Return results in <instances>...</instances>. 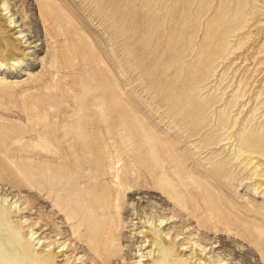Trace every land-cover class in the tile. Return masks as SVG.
I'll return each instance as SVG.
<instances>
[{
  "label": "rangeland",
  "instance_id": "obj_1",
  "mask_svg": "<svg viewBox=\"0 0 264 264\" xmlns=\"http://www.w3.org/2000/svg\"><path fill=\"white\" fill-rule=\"evenodd\" d=\"M0 11V264H264V0Z\"/></svg>",
  "mask_w": 264,
  "mask_h": 264
},
{
  "label": "bare ground",
  "instance_id": "obj_2",
  "mask_svg": "<svg viewBox=\"0 0 264 264\" xmlns=\"http://www.w3.org/2000/svg\"><path fill=\"white\" fill-rule=\"evenodd\" d=\"M4 8H5V6H4ZM5 10H8V8H6ZM0 12H2V11H0ZM9 23L10 24H14V22L12 21V19L9 21ZM6 48H8V46L6 45ZM6 50L4 49H2V51L0 52L1 54L3 53V52H5ZM7 54H9L10 56H12V57H14L15 56V54H12L11 53V51L9 52L8 51V53ZM2 61L3 60H1V57H0V64L2 63ZM60 143L61 142H59L56 146H60ZM253 146H254V149H255V151H257V152H262L263 154H264V143L262 142V141H260V140H257L256 142H254V144H253ZM256 167H258V166H256ZM118 178V186L120 187V186H124V183L121 181V179L119 178V177H117ZM30 183V182H29ZM32 186V185H31ZM127 189V188H126ZM90 192L92 193V197L90 198V200H89V203L90 204H92L93 205V207H98V208H101L102 207V205H103V203H102V201L101 200H99L100 199V197L98 198L97 196H96V194L98 195V194H100L99 192H97V190L95 191V190H93V191H91L90 190ZM104 195L103 194H101V198L103 197ZM117 202H119V199H118V201ZM14 203H16V201L14 202ZM117 208H119V205H117ZM9 214V212L8 211H6L4 208H2V206L0 207V240L2 239V235L4 234V229H3V227H4V223H5V219H6V217H7V215ZM93 216V215H92ZM146 222H148V221H146ZM149 223V222H148ZM162 224V222H160V225ZM150 225V224H149ZM82 227H85V226H81L80 228H82ZM86 228H88V229H96V232H95V234L93 235V236H91V238H90V240L91 239H93L94 241H92L93 242V244H94V246H98V239H99V236H100V232H101V225L100 226H98V227H96V228H93L90 224H88V226H86ZM33 236V235H32ZM31 236V237H32ZM150 239L151 240H149V244H150V242H152L153 240H154V238L153 237H150ZM163 245L164 246H158L157 245V247H158V250H159V253L161 254V256H162V259L164 260V261H161L162 263H165V264H177V263H173V261H172V258H171V256H169V254H168V252L166 251V250H162V248H165L166 246V241L165 240H163ZM152 245H154L153 243H151L150 244V247H152ZM61 247V245L58 247V248H60ZM196 247H199L201 250H200V252L197 250L196 252H198L199 254H197L198 256H199V261H201L203 258L201 257V255L205 252V249L204 248H201L200 246H197L196 245ZM3 249V246L0 244V250H2ZM110 254H111V250H107L106 251V257H110ZM149 254H151V252H149ZM57 255V254H56ZM15 259H19L20 260V258L19 257H15V258H13L12 260H15ZM99 259H101L100 257H99ZM26 260H27V256H23V260L21 261L23 264H26ZM102 261V260H101ZM19 263V264H22V263ZM104 262V261H103ZM18 264V263H17ZM39 264H53V259L51 258V257H45V258H43L40 262H39ZM136 264H140V261H138Z\"/></svg>",
  "mask_w": 264,
  "mask_h": 264
}]
</instances>
